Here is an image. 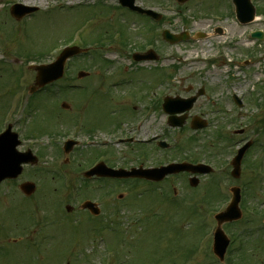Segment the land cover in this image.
Returning a JSON list of instances; mask_svg holds the SVG:
<instances>
[{
    "label": "rangeland",
    "instance_id": "obj_1",
    "mask_svg": "<svg viewBox=\"0 0 264 264\" xmlns=\"http://www.w3.org/2000/svg\"><path fill=\"white\" fill-rule=\"evenodd\" d=\"M88 1L0 0V125L3 124V119L11 116L14 111L13 130L23 141L20 151L24 152L28 146L32 145L33 152L39 157L42 150L47 149L46 154L42 158L39 157L37 167L26 166L17 180L6 181L0 185V264H112L115 260L110 255V252H113L110 249H115V246L119 250L116 264L124 260L127 253L130 254V264H152L169 248L173 249V253L168 257L161 255L158 261L162 264H188L187 255L195 242H199L198 248L203 246V251L189 257V259L192 258L190 264L220 263L213 254V236L210 237L208 232L211 229L213 233L216 228L213 217L218 210L220 212L227 206L228 201L227 203L224 201L229 198L228 193L221 205L216 207L217 209H214L215 206L209 208L201 206L202 210H197L188 205L185 209L178 210V212L183 211L185 216L181 213L175 215L176 224L169 228V214L175 212V209L170 206L171 203L160 200L151 202V199L138 201L135 198L136 190L142 192L144 187H135L134 184L129 183L110 182L107 185L105 181H94L85 189L83 172L79 173L74 168H86L89 164L83 166L75 160L78 159L76 154L67 158L62 150L59 151L60 148L63 149L66 135L64 132L65 135L54 138L51 144L48 138L32 140L28 137V133L42 131L46 134L54 130H70L68 127L74 125L84 130L111 131L109 130L111 127L122 121L121 126L115 129L119 130V133H111L112 138L100 133L91 136L94 139L89 140H94L93 143L97 145L94 150L112 147L114 151L112 159L115 158L112 160L113 164L130 167L145 163L151 167L180 158H173L176 157L174 154L179 152L178 148L174 149V147L196 134L189 129L192 118L188 120L186 128L168 127V129L162 107L157 111L153 109L155 102L163 101L165 96L175 98L190 95L188 93L190 87L196 91L205 87L206 96L202 97L199 104L190 112L191 115L200 114L201 118L209 122V126L197 134L200 141L196 152H201L205 146L215 149L213 133L221 129L230 130L226 134L233 136L236 141H254L259 138L258 141L262 142H257V146L264 150V85L262 84L264 42H255L249 36L253 30L264 32V15L259 17V21L253 25L241 26L231 15L232 9H229V12L220 2L212 4L205 0H193L186 6H180L174 0H139L138 5L162 13L165 16V22L154 26L155 32L152 34L154 43L151 49L160 57L159 61L136 64L132 58L133 55L136 52L143 53L138 48L148 44L150 38L145 29L147 20L127 11H115L119 7L118 0ZM85 2L88 3L85 4ZM253 2L257 8L264 6V0H253ZM16 3L38 6L42 13L31 17L28 24L25 23L26 20L17 22L10 14L11 7ZM204 7L218 10L224 16L218 18L214 15L216 13L211 17H206L204 13L197 14ZM170 9H173V12H170ZM48 10L51 11L45 13ZM118 13L131 21L119 18ZM196 15L198 17H195ZM218 23L226 29L225 36L175 45L166 43L162 38L165 30L173 34L184 31L206 32ZM121 25L124 26L126 37L130 41L128 47L120 50L122 47L119 37L115 43L100 50L104 59L113 63L110 70L104 71L96 66L93 67L94 69L89 67L95 58L93 54L85 59L80 57L69 63L70 69L66 78L70 79L61 83V86L78 83L82 88V85L88 82L74 81L79 72H89L95 80L96 74L99 75L96 79H99L121 70L120 73L122 74L123 71L124 73L120 79L127 80L126 83L122 82L120 92L116 88L110 87L103 90L98 86H92V96L83 100L77 99L78 111H76L74 99L67 100L71 104L69 112L76 111L75 114L61 116L58 119L57 113L60 111L54 110L51 101L55 107L58 105L59 109L65 99L63 91L59 90L60 84H56L57 87L45 92L46 96L52 100L44 96L40 98V101L35 99V103L39 102L34 105L35 112H32L30 116L26 108L23 113L17 109L20 99L14 95L18 92V86L13 85V81L17 83V80L12 81L9 67L16 73H23L26 82H32L35 78V73L28 71L29 65H26L21 58V53L26 54L23 51L42 54L55 46L60 45L58 48H64L70 39L72 41L71 36L74 33L80 34L82 38H90L100 31L103 34H113L114 28L119 32ZM24 27H27L26 34ZM68 38L70 39L67 41ZM74 38L79 41V37ZM148 49L146 48L145 51ZM51 61L50 55L47 54L44 61L39 64H47ZM137 65L141 68L140 70L135 68ZM124 68L127 70L125 71ZM22 82L24 85L25 81L22 80ZM147 86L152 87L153 90H149L151 95L146 96L144 92L147 91ZM128 91L131 93L127 95ZM133 91L137 95L134 98L131 95ZM234 97L244 102L242 108L235 103ZM134 109L136 111L133 112L132 117L127 116ZM144 114L149 115L150 118L140 127L142 132L137 140L155 136L165 138L174 149L171 150V152L174 151L172 156L169 152L160 150L153 152L152 147L148 145L145 147L151 152L150 158L146 160L145 156H138L136 143L118 144L115 141L114 137L137 135L135 133L137 122L143 118ZM241 130L244 132L243 135L237 136L236 133ZM87 138L84 135L80 136L82 140ZM32 142L38 143V146H34ZM51 145L53 148L50 147ZM79 149L88 153L90 147L87 141H84ZM201 155L203 160L212 161L214 165L218 164L222 156L218 155L216 159H212L213 152L207 154L202 152ZM67 159L69 161L66 163ZM221 159L224 160L223 163L228 162L227 157ZM254 160H260L259 154L255 153ZM84 161L86 164L87 161L85 159ZM89 168L85 170L88 171ZM62 173L67 177L65 182ZM252 174L246 169L240 182L251 193L250 197L246 196L247 211L244 210L242 221L237 225L230 224L232 225L230 228L227 227L229 225L224 226L231 240L225 264H229L228 259H231L233 254H237L235 250L244 243L248 231L250 240L244 244L251 243L249 250L252 254L255 252V243L260 241V239L252 240L253 233L256 230L264 233V183L261 187L257 180L264 177L254 173L256 175L255 184H253L255 191H250L248 177ZM25 182L36 185V192L32 196H26L21 192L19 186ZM231 184L228 183L227 188ZM206 185L207 180L204 179L199 188L191 189L184 178H172L169 182L161 184L159 189L161 192H171L173 198L175 190L178 199L176 204L185 199L199 203L205 196ZM105 186L107 191L103 195L99 194L100 188ZM252 194L257 197H253ZM103 196H106V199H103ZM218 197L220 198V195ZM218 197L214 202H219ZM86 201L100 204L103 212L100 221L104 220L106 223L104 230L93 231L92 226L95 223L96 229L97 221L91 219L81 209V205ZM68 205L73 207L71 213L66 212L65 208ZM193 209L196 210V215L202 214L205 219L206 211L213 210L214 216L208 222L209 226L206 225V221L203 225H198ZM255 211L257 215L251 216V212ZM26 227L28 228L25 232H28L25 234L23 230ZM116 228L119 230L115 232L119 233L121 238H117L115 233V236L110 233ZM256 256H258L257 253ZM242 259L239 257L235 264H251V258L247 261ZM252 264H264V255L260 254L255 262L252 260Z\"/></svg>",
    "mask_w": 264,
    "mask_h": 264
},
{
    "label": "water",
    "instance_id": "obj_2",
    "mask_svg": "<svg viewBox=\"0 0 264 264\" xmlns=\"http://www.w3.org/2000/svg\"><path fill=\"white\" fill-rule=\"evenodd\" d=\"M121 3L123 4V6L129 7L131 9L137 10L139 12L142 13H147L148 15H151L152 17H154L157 20H160L161 17L159 15H156L152 12H144L138 8L134 7V3L136 0H120ZM180 3H186L189 0H178ZM235 3L237 5V11H238V18L239 20L246 24L249 23L250 21H252L254 19L255 16V9L253 7V5L251 4L250 0H235ZM36 11V9H30V8H24L22 6H16L14 7L12 13L15 17H17L18 19H21L22 17H24L26 14L28 13H32ZM260 34H257V36H259ZM165 39L167 41H170L172 43L180 41L182 38H177L174 37L172 35H170L168 32H165ZM78 53L77 50H70V51H66L62 57L59 59V61L54 64L51 67H42L39 70L41 71V79L42 80H46L47 79V75L49 73H53L56 79H58V77L62 76L63 73V67L64 64L67 60V58H69L70 56L74 55ZM138 60H145V59H154L152 57H139L137 58ZM55 71H51L54 70ZM196 99L190 100L186 103V106H184L183 108L180 109H176L173 106H176V102L173 101H166L165 103V111L169 114H176V113H184L186 111H189ZM180 103H182L181 101H179ZM184 122L181 120L180 122L177 123H173V126H183ZM204 125H200V124H194L193 128H203ZM19 145V141H18V136L15 134H11L10 132L4 134L3 136L0 137V183L6 179H16L19 175H21L23 169H22V164H26V163H33L35 164L37 162V160L35 158L32 157L31 153L28 154H20L17 152L16 148ZM241 158L242 156H240L237 159V163L241 162ZM173 168L176 167H169L166 169H161V170H153V171H147L144 173H139L137 171H133L132 173H127L124 171H118V172H114L112 170H108L106 169L105 166H100L98 168H96V170L91 171L89 174H87V176H91L94 174H98L100 176H109V177H120V178H127V177H143V178H147V179H153L155 180L156 177L158 181L162 180L166 175L173 173ZM182 168V171L184 169L193 171L194 173L200 171L201 173L206 172L205 171V167L203 166H199V167H191L190 166H182L180 167ZM177 171H181L177 170ZM158 175V176H156ZM156 176V177H155ZM21 189L27 194L30 195L35 191V186L33 184H24ZM238 203H239V199L236 200V202L228 209V211L222 215L218 216V221L219 224H223L225 222H231L234 220H238L241 218V213L238 210ZM94 205H92L91 203H86L85 204V208H90L92 209ZM95 214H98V212H95ZM229 244V241L227 240L226 236L224 235V233L220 230L217 237H216V243H215V253L223 258L225 255V251L226 248Z\"/></svg>",
    "mask_w": 264,
    "mask_h": 264
},
{
    "label": "flooded vegetation",
    "instance_id": "obj_3",
    "mask_svg": "<svg viewBox=\"0 0 264 264\" xmlns=\"http://www.w3.org/2000/svg\"><path fill=\"white\" fill-rule=\"evenodd\" d=\"M216 1V0H215ZM219 2H220V4L222 3V1L221 0H219ZM226 2V1H225ZM218 27V26H217ZM215 30H216V28H215ZM191 91L193 90L192 88L190 89ZM194 92V94H196V92L195 91H193ZM173 131V130H172ZM185 131H189V130H185ZM163 141V140H162ZM145 142H148L149 144H155L156 146H158V143L159 142H161V141H159V138H158V136H156V137H151L150 139H147V140H145ZM240 144L239 145H237V150L240 148ZM109 153L108 154H106V153H104L103 154V160H104V162L109 166V164H108V162L110 161V158H109ZM140 166H143V167H145V165L144 164H141ZM146 168H148V167H146Z\"/></svg>",
    "mask_w": 264,
    "mask_h": 264
}]
</instances>
